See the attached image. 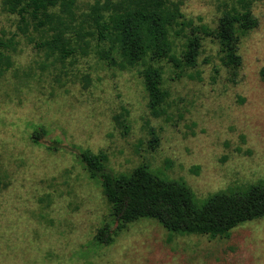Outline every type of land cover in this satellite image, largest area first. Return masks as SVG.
I'll return each mask as SVG.
<instances>
[{
	"label": "rangeland",
	"instance_id": "374dc122",
	"mask_svg": "<svg viewBox=\"0 0 264 264\" xmlns=\"http://www.w3.org/2000/svg\"><path fill=\"white\" fill-rule=\"evenodd\" d=\"M236 1L184 0L182 12L215 29ZM95 2L78 0V14ZM253 14L259 25L240 41L235 76L211 37L181 78L159 63L169 97L154 116L141 67H109L93 51L61 60L36 46L32 29L22 35L20 18L0 0V38L19 34L15 49L4 51L10 69L0 67V264H264V217L217 238L174 235L141 219L80 258L111 208L78 161L85 149L105 152L115 174L147 165L199 199L264 180V0ZM174 43L179 53L185 39ZM40 126L48 135L35 145L30 137Z\"/></svg>",
	"mask_w": 264,
	"mask_h": 264
},
{
	"label": "trees",
	"instance_id": "16d2710c",
	"mask_svg": "<svg viewBox=\"0 0 264 264\" xmlns=\"http://www.w3.org/2000/svg\"><path fill=\"white\" fill-rule=\"evenodd\" d=\"M257 1L237 0L222 12L215 29L187 19L182 12L184 0H96L81 14L78 0H3V6L20 18L22 35L29 36L32 29L41 41L31 36L30 41L61 60L93 51L109 67H141L149 109L159 116L169 97L159 63H170L175 77L181 78L197 66L203 38L211 37L219 45L222 64L235 76L242 65L240 41L259 25L253 14ZM18 36L0 38L1 69H10L11 60L4 51L15 49ZM175 38L185 39L179 53ZM47 135L40 126L30 139L39 145ZM49 150L57 152L58 147ZM78 161L90 179L101 185L111 207L107 221L81 253L82 259L113 245L130 224L141 219L155 220L174 235L217 238L228 237L236 227L264 217V180L199 199L186 183L163 179L147 165L130 173H113L107 169L108 155L103 151L95 154L85 149Z\"/></svg>",
	"mask_w": 264,
	"mask_h": 264
}]
</instances>
